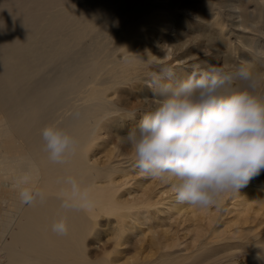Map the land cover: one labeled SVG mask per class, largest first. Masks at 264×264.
<instances>
[{"label": "bare ground", "instance_id": "1", "mask_svg": "<svg viewBox=\"0 0 264 264\" xmlns=\"http://www.w3.org/2000/svg\"><path fill=\"white\" fill-rule=\"evenodd\" d=\"M166 7L159 0H0V264H239L238 253L250 264L264 257V169L219 209L201 210L178 202L171 180L136 169L130 146L108 139L124 121L125 133L140 121L126 116L133 110L117 90L143 68L170 67L167 82L182 80L183 67L163 57L174 32ZM112 19L120 23L110 30ZM257 54L263 66L264 47ZM49 125L79 141L66 164L50 162L44 150ZM29 170L46 194L43 204L19 201L14 185ZM68 175L90 187L93 211L60 208L58 181ZM61 216L66 236L52 231Z\"/></svg>", "mask_w": 264, "mask_h": 264}, {"label": "clouds", "instance_id": "2", "mask_svg": "<svg viewBox=\"0 0 264 264\" xmlns=\"http://www.w3.org/2000/svg\"><path fill=\"white\" fill-rule=\"evenodd\" d=\"M173 70H163L154 82L155 99L143 109L137 125L120 137L133 150L134 167L149 178L171 180L175 198L189 206L219 209L223 198L239 190L264 169V71L241 64L233 71L223 66H194L176 84ZM44 150L54 164H66L77 153L79 141L69 132L49 125L42 129ZM62 185L60 208L91 212L97 201L90 187L74 176ZM21 204L46 201L26 171L15 183ZM67 217L52 224L59 236L69 232Z\"/></svg>", "mask_w": 264, "mask_h": 264}, {"label": "rangeland", "instance_id": "3", "mask_svg": "<svg viewBox=\"0 0 264 264\" xmlns=\"http://www.w3.org/2000/svg\"><path fill=\"white\" fill-rule=\"evenodd\" d=\"M159 1H167L166 9L174 23L173 36L166 50L168 55L164 54L163 57L168 56L166 61L171 63L172 68L183 67L184 71L180 79L187 78L194 70V66H223L226 70L233 71L236 66L245 64L255 70L263 71L262 59L259 58L260 54H257V50L264 47L263 0ZM116 5L119 7L120 3L117 2ZM238 10L243 15H237ZM167 21L164 19L160 23L166 25ZM111 22L113 28L110 26V30L120 23L117 19ZM163 50L158 48L157 52ZM120 55L119 52L116 53L117 57ZM166 58L161 59L160 64ZM139 74L136 82L117 90V98L128 109L136 110L139 106L144 108L156 98L154 82L162 76L163 70L160 67H145ZM139 81L148 84L146 88L144 87V92L141 91L142 86ZM139 92H142L141 97H138ZM135 116V119L139 121L142 114L137 113ZM127 123L126 120L118 130L110 131L108 137L110 143H117L118 139L121 141L120 136L126 134L124 130L127 129L125 126ZM122 149L126 150L124 146ZM237 255L239 264H247L242 254ZM250 264H264V257L257 258L256 262Z\"/></svg>", "mask_w": 264, "mask_h": 264}]
</instances>
